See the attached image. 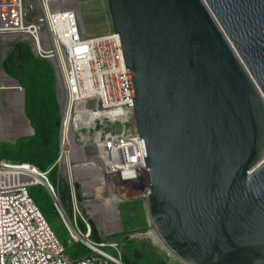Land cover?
Masks as SVG:
<instances>
[{"label":"water","instance_id":"water-1","mask_svg":"<svg viewBox=\"0 0 264 264\" xmlns=\"http://www.w3.org/2000/svg\"><path fill=\"white\" fill-rule=\"evenodd\" d=\"M108 4L150 231L182 264H264V0Z\"/></svg>","mask_w":264,"mask_h":264},{"label":"built area","instance_id":"built-area-1","mask_svg":"<svg viewBox=\"0 0 264 264\" xmlns=\"http://www.w3.org/2000/svg\"><path fill=\"white\" fill-rule=\"evenodd\" d=\"M33 12L37 15L30 19ZM84 34L78 0H0V38L25 37L35 57L54 65L61 88L60 154L55 164L42 171L0 158V264H126L122 245L105 240L121 232L111 230L112 205L119 215L123 203H144L148 173L132 123L134 104L120 35L113 28L96 37ZM83 120L87 124L75 127ZM55 168L57 187L49 178ZM61 180L69 188L72 218L61 201ZM34 186L48 191L70 241L81 243L87 255H67L30 195ZM99 206L108 209L97 212ZM93 219L101 222L98 228Z\"/></svg>","mask_w":264,"mask_h":264},{"label":"rangeland","instance_id":"rangeland-1","mask_svg":"<svg viewBox=\"0 0 264 264\" xmlns=\"http://www.w3.org/2000/svg\"><path fill=\"white\" fill-rule=\"evenodd\" d=\"M33 3V0H29ZM83 24L85 26V36L86 37H96L106 34L112 30V21L109 10L108 0H78ZM30 5V4H28ZM37 15V12H33L30 15V19H33ZM17 44H28L31 47V43L25 40V37H8L0 38V71L5 73L4 63L7 57L13 52ZM33 53V51H32ZM35 56V55H34ZM37 58V57H36ZM41 59V58H38ZM46 60V59H42ZM48 61V60H47ZM51 65L54 81H55V92L57 100L61 96V88L59 85V80L56 76V71L54 65L48 61ZM4 87V86H3ZM21 87V86H20ZM4 87L0 89V121L6 123L10 126L7 129L11 130V133L17 132L18 135L14 138H5L0 140V146L5 145L6 149H10V145H14L18 140L29 138L34 135V130L32 133H21V127L23 122L16 117H12L15 113L14 108H12L8 98L10 97L9 90ZM22 91L25 94V89L22 87ZM25 97H24V115H25ZM6 112V113H5ZM14 112V113H13ZM28 119V118H27ZM26 119V120H27ZM28 122L29 119L27 120ZM31 126V123H29ZM32 127V126H31ZM33 129V128H32ZM85 134V131H83ZM16 134V133H15ZM8 139V140H7ZM58 172L59 168L50 174L49 178L53 184L58 183ZM63 185V190L61 192V201L63 207L67 211L70 218H72L70 211V202H68L69 188L66 185V181L61 180L60 184ZM33 192L36 194L39 201L38 207L40 208L42 214L47 219L50 227L60 240V242L65 246L67 255L70 258H81L87 255V250L81 243H72L70 241V236L64 225L61 217L54 210V202L42 186H34ZM99 210L102 209L101 206L97 207ZM103 211V210H102ZM119 216L121 219V232L116 234H110L106 241L117 242L122 245L123 257L129 258L132 262L136 264H182L172 256H170L161 245L157 244L154 239L149 235V225L144 209V203L139 201H130L123 203L119 207ZM93 223L96 228H98L99 221L93 219ZM120 229V225L117 224V228H112L111 230L116 231ZM106 237V236H105ZM108 252L117 256V253L112 249H107Z\"/></svg>","mask_w":264,"mask_h":264},{"label":"trees","instance_id":"trees-1","mask_svg":"<svg viewBox=\"0 0 264 264\" xmlns=\"http://www.w3.org/2000/svg\"><path fill=\"white\" fill-rule=\"evenodd\" d=\"M4 70L25 89V114L34 135L20 139L14 145L9 144L10 149L1 145L0 158L12 163H30L47 171L60 154V107L51 65L47 60L36 58L28 44H17L5 60ZM55 170L57 168L51 173ZM57 184L53 185L57 187ZM59 187L62 192V183ZM30 195L39 204L33 189H30ZM67 196L70 202L69 194ZM93 236L99 240L95 228ZM87 252L89 253L88 250ZM123 260L126 264H136L127 257H123Z\"/></svg>","mask_w":264,"mask_h":264},{"label":"bare ground","instance_id":"bare-ground-1","mask_svg":"<svg viewBox=\"0 0 264 264\" xmlns=\"http://www.w3.org/2000/svg\"><path fill=\"white\" fill-rule=\"evenodd\" d=\"M3 86L4 87L7 86L6 89L11 91L10 92V97L8 98V100H9L12 108H14V110H15V113L13 112L14 114H12V117H16L18 119V121L20 120L21 122H23V126L21 127V133H24V134L32 133L33 129L29 125V122L26 120V117L24 115V109H23V106H24V94H23V91H20V90L16 89L15 88L16 82L12 78L7 76L4 72L0 71V87H1V89L4 88ZM2 122L3 121L1 120L0 121V140L5 139V138H14V137H16L19 134L18 131L11 133V130L7 129V127L10 126V125H8L6 123H2ZM85 123L86 122L84 120L82 121V123L76 122L75 123L76 124L75 127L80 129V128H82L81 125H84ZM70 135H71V131H70ZM106 209H108V208L102 207V209H100V210L98 208H95V210L97 212H100V211L106 210ZM112 209L114 210V214L112 215V218L114 219V221H113V224L111 225V227H113L115 229V228H117V224H119L120 228H121V224L122 223L119 222V215L117 213V210L115 209V204L112 205ZM149 232H150L149 235L154 239V241L157 244L160 245V243H159L158 239L156 238L155 234L152 233L151 231H149Z\"/></svg>","mask_w":264,"mask_h":264}]
</instances>
